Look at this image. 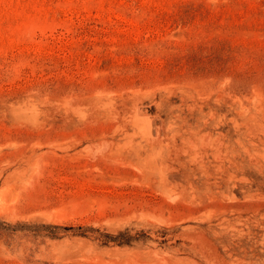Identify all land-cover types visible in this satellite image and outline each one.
I'll return each instance as SVG.
<instances>
[{"label": "rangeland", "instance_id": "rangeland-1", "mask_svg": "<svg viewBox=\"0 0 264 264\" xmlns=\"http://www.w3.org/2000/svg\"><path fill=\"white\" fill-rule=\"evenodd\" d=\"M0 264H264V0H0Z\"/></svg>", "mask_w": 264, "mask_h": 264}, {"label": "bare ground", "instance_id": "bare-ground-1", "mask_svg": "<svg viewBox=\"0 0 264 264\" xmlns=\"http://www.w3.org/2000/svg\"><path fill=\"white\" fill-rule=\"evenodd\" d=\"M141 114L140 113H136L135 114V116H134V118H135V120H138V119H140L141 118Z\"/></svg>", "mask_w": 264, "mask_h": 264}]
</instances>
